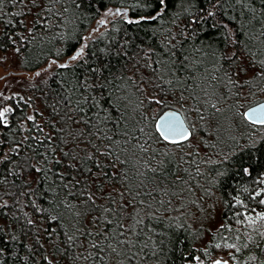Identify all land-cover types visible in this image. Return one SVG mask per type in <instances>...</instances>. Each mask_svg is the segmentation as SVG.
Returning a JSON list of instances; mask_svg holds the SVG:
<instances>
[{
	"label": "trees",
	"instance_id": "trees-1",
	"mask_svg": "<svg viewBox=\"0 0 264 264\" xmlns=\"http://www.w3.org/2000/svg\"><path fill=\"white\" fill-rule=\"evenodd\" d=\"M78 50L0 96V264H264V0H0L16 69Z\"/></svg>",
	"mask_w": 264,
	"mask_h": 264
},
{
	"label": "water",
	"instance_id": "water-1",
	"mask_svg": "<svg viewBox=\"0 0 264 264\" xmlns=\"http://www.w3.org/2000/svg\"><path fill=\"white\" fill-rule=\"evenodd\" d=\"M81 54V50L76 51L75 53H73L72 55H70L69 57H66L65 59L61 60V61H56L54 59H51L47 62V64L40 68L39 70L33 72V73H26V72H11V75L14 74H23L26 77H34L37 76L38 74L42 73L44 70L48 69L51 65H55V66H65L68 63L72 62L73 60L76 59L77 56H79ZM73 57H75V59H73ZM8 76V75H7ZM257 111V112H264V100H261L249 107H247L246 109L243 110L242 112V117L243 119L250 125L252 126H257V127H262L264 126V123H260V122H256L253 121L251 118H246V114H251L252 112ZM170 119H173V122L177 123L178 125L181 126L182 130L187 131L188 136L187 139H184L183 137L179 136L178 134H169V135H165L164 131H160L158 130V126L163 124L166 121H169ZM153 128L155 133L158 135V137L166 144H170V145H178V144H182L187 142L191 136H192V130L189 127V125L186 123L183 115L180 113L179 110L177 109H173V108H169L166 109L164 111H162L159 115L156 116L154 123H153ZM175 141V142H173ZM213 264H226L223 261H217Z\"/></svg>",
	"mask_w": 264,
	"mask_h": 264
},
{
	"label": "rangeland",
	"instance_id": "rangeland-1",
	"mask_svg": "<svg viewBox=\"0 0 264 264\" xmlns=\"http://www.w3.org/2000/svg\"><path fill=\"white\" fill-rule=\"evenodd\" d=\"M11 72H21V71L16 69V66L12 64L10 55L0 52V96L7 95L13 92L19 81H21V79L28 78L23 74L11 75ZM189 124L188 125L192 127V123ZM262 193L264 199V186ZM220 211L221 210L218 209V207L216 206L213 207L211 213L209 214L208 219H206L205 221L208 227L215 229L220 225V222L218 221V216L220 215ZM259 214L264 215V206H263V211L260 212ZM227 254L228 253L226 252L217 251L216 254L213 256V258L210 260L209 264H213L217 261H223L226 264H230V261L227 258Z\"/></svg>",
	"mask_w": 264,
	"mask_h": 264
},
{
	"label": "snow or ice",
	"instance_id": "snow-or-ice-1",
	"mask_svg": "<svg viewBox=\"0 0 264 264\" xmlns=\"http://www.w3.org/2000/svg\"><path fill=\"white\" fill-rule=\"evenodd\" d=\"M73 59H75V57H73ZM5 111H8V110L5 109ZM3 116H4V112H0V118H2ZM246 118H251L253 121L264 123V112L254 111L251 114H246ZM158 130L164 131L166 136L169 134H178L184 139H187V136H188L187 131L182 130L180 125L173 122V119H170L169 121H166L163 124L159 125Z\"/></svg>",
	"mask_w": 264,
	"mask_h": 264
}]
</instances>
